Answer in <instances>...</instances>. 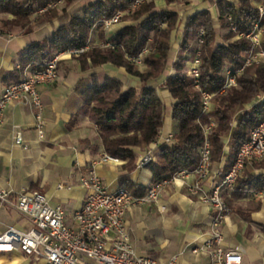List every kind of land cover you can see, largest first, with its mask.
Returning a JSON list of instances; mask_svg holds the SVG:
<instances>
[{
    "label": "trees",
    "instance_id": "1",
    "mask_svg": "<svg viewBox=\"0 0 264 264\" xmlns=\"http://www.w3.org/2000/svg\"><path fill=\"white\" fill-rule=\"evenodd\" d=\"M52 1L0 0V31L20 30L28 34L36 28L58 24L50 36L30 43L18 53V66L3 78L6 86L18 82L27 67L41 70L53 54L80 49L95 35L99 42L106 40L111 46L93 45L68 57L76 61L81 73L94 70L89 75L90 83L86 85L81 78L75 90L83 101V111L95 125V137L104 154L125 161L127 173L119 177L120 187L136 198L145 196L148 187L132 183L129 175L135 168L136 150L158 141L167 114L176 130L172 145L161 144L155 150L156 160L147 165L151 184L180 169H195L205 140L204 129L210 123V161L220 162L226 157L222 173L228 172L240 145L249 140L251 130L264 119V63L244 68L237 77V86L220 93L223 70L225 66L235 70L243 65L251 45L249 40L236 37L250 32L255 23L264 27V0H214L215 15L210 8L201 9L184 21L170 6L158 11L154 2H145L132 8L136 0H63V7L47 8L36 15L37 9ZM164 1L169 5L177 0ZM118 11L126 12L122 21L132 23L116 33H106L100 23ZM214 16L218 30L214 28ZM178 30L177 59L172 61L173 38ZM225 30L228 32L221 33ZM199 38L202 42L198 47V85L212 95L210 112L203 111L201 93L189 69ZM261 49L264 52V35ZM64 60L59 61L58 71ZM104 65L124 70L128 78L122 80L106 74L99 79L95 69ZM168 67L175 71L173 76H165ZM129 77L136 79L137 84L132 85ZM160 78L161 84L153 85ZM161 91L175 101L169 111ZM252 193H264V157L246 162L234 183L231 200L223 197L231 211L250 224V211L234 208L232 199Z\"/></svg>",
    "mask_w": 264,
    "mask_h": 264
},
{
    "label": "crops",
    "instance_id": "2",
    "mask_svg": "<svg viewBox=\"0 0 264 264\" xmlns=\"http://www.w3.org/2000/svg\"><path fill=\"white\" fill-rule=\"evenodd\" d=\"M197 1L192 0L185 7L174 5L183 21L201 9L210 8L215 14L214 0H206L211 2L207 8H197ZM164 5H160V10L165 9ZM126 25L129 24L115 25L108 33H116ZM57 26V23L45 25L28 34L20 30L0 31V92L6 86L4 76L18 66V53L30 43L50 36ZM95 37L93 42H96ZM179 39L180 32L177 33L176 44H173L172 61L177 59ZM65 57L58 79L37 88L42 105V138L35 127L34 108L13 102L5 111L4 123L0 127V189L8 191L11 205L0 207V234L9 226L19 229L30 227L28 220L14 207L16 195L22 190L45 194L52 205H60L64 209L66 223L72 225V215L82 206L87 194L78 181L80 175L94 173L105 189L111 192L120 188L119 177L127 173L125 161L119 160L118 164L99 163L104 154L103 148L95 137V125L83 111V101L75 90L81 78L86 85L90 83L89 75L93 71L81 73L77 63ZM99 70L95 72L99 74ZM106 74L116 77L126 75L122 69L104 65L103 75ZM174 74L172 67H168L165 76ZM160 96L169 111V106L175 101L166 92L161 91ZM174 128L175 124L167 114L160 136L172 134ZM13 129L22 132L25 148L14 144ZM136 152L135 168L129 179L147 188L151 185V172L147 166L141 168L137 165L145 150ZM225 161L226 157H223L220 162L211 163L209 174L201 180L192 173L186 178L169 182L159 193L157 202L136 203L129 208L125 221L130 242L138 255L151 257L158 264H163L172 256H177V264H210L209 257L200 247L209 236L213 210L191 188L197 184L203 191H211L223 176ZM261 172L255 171L256 174ZM59 185L63 188H58ZM231 192L224 191L222 198L231 200ZM232 203L234 208L250 211L248 214L253 224L229 208L230 212L221 227L223 247L240 248L244 264H264V193L248 194L232 199ZM160 206H164L163 211ZM192 248H198L197 253L191 252ZM0 264H42V261L14 251L0 253Z\"/></svg>",
    "mask_w": 264,
    "mask_h": 264
},
{
    "label": "built area",
    "instance_id": "3",
    "mask_svg": "<svg viewBox=\"0 0 264 264\" xmlns=\"http://www.w3.org/2000/svg\"><path fill=\"white\" fill-rule=\"evenodd\" d=\"M149 0H136L132 8ZM59 2V1H58ZM51 2L47 6L37 10L42 14L47 8L57 5ZM262 12V9H260ZM123 12H116L111 18L101 22L104 31H109L115 25L120 24ZM231 29L235 28L231 26ZM264 30L259 23H255L247 34H239L250 41V52L245 57L243 65L233 70L225 66L223 70L224 84L220 93L237 86V77L244 68L259 61H264V52L261 49V36ZM202 35L200 31L199 36ZM199 38L196 43L195 57L189 63V69L200 91L203 111L207 112L212 95L202 90L198 85L199 80V51L201 44ZM102 47H110L111 44L104 40ZM90 46L89 41L80 49L70 48L66 51L52 55L50 60L41 70H32L27 67L20 80L5 86L0 92V127L4 123L7 107L17 102L35 109V127L39 137H43L41 118L42 105L38 86L54 83L58 79L59 61L69 55H79ZM147 50H144L146 53ZM139 62V60H136ZM259 98H263L259 96ZM212 125V123H211ZM14 144L24 146V138L21 131L12 130ZM172 134L161 137L155 143H151L147 150L138 160V167H146L156 160L152 153L154 148L161 144L172 145ZM228 150V147H226ZM264 157V119L250 132L248 141L240 145L235 161L219 183L209 192L203 191L197 184L191 188L199 193L203 203L208 204L213 215L210 221V233L200 247L206 252L210 264H244L243 251L240 248L226 249L223 247L222 223L228 216L230 209L222 200L221 193L224 189L233 190L234 183L246 162L259 160ZM99 163L118 164L119 159L103 154ZM211 168L209 142L205 138L200 150V159L194 170L180 169L169 178H165L147 188L144 197L136 198L124 188L115 191L105 189L100 179L94 174L80 175L78 181L86 190L87 194L82 206L72 215V225L66 223L64 209L60 205H52L47 196L38 191L22 190L16 195L15 209L28 220V229H19L9 226L0 234V253L20 251L25 256L42 261V264H158L148 256L138 255L134 250L126 226L125 216L129 208L136 203L157 202L159 193L171 181H178L190 174H195L198 180L206 177ZM58 188H63L59 185ZM8 191L0 189V207L11 205ZM164 210V206H160ZM198 248H192L191 252L197 253ZM163 264H177V256H172Z\"/></svg>",
    "mask_w": 264,
    "mask_h": 264
},
{
    "label": "rangeland",
    "instance_id": "4",
    "mask_svg": "<svg viewBox=\"0 0 264 264\" xmlns=\"http://www.w3.org/2000/svg\"><path fill=\"white\" fill-rule=\"evenodd\" d=\"M59 1V2H58ZM191 1L192 0H177V1H174V2H172L171 4H167L164 0H149V1H147V2H154L155 3V6H156V10H160V5L162 6L164 3H165V5L164 6H166V7H164L165 9L167 8V7H173V8H175V6L174 5H177V6H184L185 7V5H187V4H189V2L191 3ZM204 1H205V4H204ZM233 1H235V0H233ZM53 2V1H52ZM54 2H58L57 3V5L56 6H54V7H59V8H61V7H63L64 6V2H63V0H54ZM195 6H197V8H201V7H205V8H207V7H210L211 6V2H207L206 0H198L197 1V3H196V5ZM51 8H53V7H51ZM261 9V8H260ZM38 10V9H37ZM160 11H162V10H160ZM123 12V11H122ZM261 12V11H260ZM262 12H263V10H262ZM261 12V13H262ZM125 13L126 12H123V15H122V18L124 17V15H125ZM36 15H40L39 13H36ZM215 15V14H214ZM179 16V15H178ZM122 18L120 19V23H123V24H131L132 22H130V21H122ZM179 19H180V21L183 19V17H180L179 16ZM213 20H214V28L215 29H217L218 30V28H219V24H217L216 23V16H214L213 17ZM183 21V20H182ZM262 28H263V30H264V27L263 26H261ZM102 30H103V27H102ZM111 30V29H110ZM15 31H18V30H15ZM106 33H108L109 31H105ZM178 32H180V30H178ZM178 32H175L174 33V38H173V44H176V42H177V33ZM228 32V30H225V31H223V32H221V33H227ZM249 33V32H248ZM241 34H244L245 35V33H241ZM247 34V33H246ZM263 35H264V32H263V34H262V36H261V40L263 39ZM93 37H94V35H92L91 37H90V39L88 40L89 41V43H90V46H89V48L88 49H90L93 45H99L101 48H103L100 44L103 42V41H98L97 39H95L96 40V42H93ZM245 38L244 36H240L239 34H238V36L236 37V38ZM96 38V37H95ZM245 39H247V38H245ZM248 40V39H247ZM87 49V50H88ZM147 50V49H146ZM64 58H66V57H64ZM69 59H71V60H74L73 58H70L69 57ZM139 60V59H138ZM75 61V60H74ZM76 62V61H75ZM136 63H139V62H136ZM261 63H264V61H259V62H257V63H254L253 65H251L252 67L253 66H257V65H259V64H261ZM251 66H249V67H251ZM98 69H101V70H99V79H102V77H103V67H101V68H98ZM98 69H95V70H98ZM90 71H92V70H90ZM94 71V70H93ZM119 71V70H118ZM118 78H121L122 80H125V78H128V77H126V75L125 76H122V77H120V75L118 76ZM130 78V82L131 83H133L132 85H135V84H137V80L136 79H134V78H131V77H129ZM162 78H160L159 80H157V82H160V80H161ZM163 80V79H162ZM155 84H157V83H155V82H153V85H155ZM159 84H161V83H159ZM158 84V85H159ZM212 109H213V105H212V103L210 102V106H209V110L207 111V112H210V111H212ZM167 110H168V107H167ZM210 126H212L211 125V123H210ZM210 126H206L205 127V129H204V139L206 138L207 140H208V138H207V132H208V130H209V127ZM175 130H176V127L174 128V130H173V132H172V135H173V133L175 132ZM209 142V141H208ZM226 147H228L227 146V142L225 141V150H226ZM209 148H210V145H209ZM150 149V146H148L147 148H145V149H143V150H145V152L147 151V150H149ZM157 148H154L153 150H152V153L154 154V156L156 157V154H155V150H156ZM144 152V153H145ZM143 153V154H144ZM142 154V155H143ZM141 155V156H142ZM224 191H228V190H226V189H224L223 191H222V193L224 192ZM222 193H221V197H222ZM222 200H223V198H222ZM224 201V200H223ZM226 204V203H225Z\"/></svg>",
    "mask_w": 264,
    "mask_h": 264
}]
</instances>
